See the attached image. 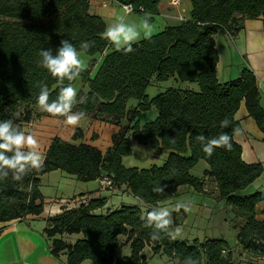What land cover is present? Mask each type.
Segmentation results:
<instances>
[{
    "label": "trees",
    "instance_id": "1",
    "mask_svg": "<svg viewBox=\"0 0 264 264\" xmlns=\"http://www.w3.org/2000/svg\"><path fill=\"white\" fill-rule=\"evenodd\" d=\"M116 1L131 4L133 12L142 19L148 15L151 21L160 0ZM189 1L188 19L168 25L151 38L139 39L132 45L134 51L127 53L117 51L103 38L105 22L89 12L88 0H0V121L11 119L22 131V126L34 118L50 115L36 106L41 86L48 87L50 100H54L60 87L75 80L59 84L39 66V52L51 48L55 54L60 41L67 39L77 50L82 41L94 42L85 52L91 56V64L79 75L87 89L77 93L72 111L115 124L122 119L126 122L111 133L110 145L104 151L53 136L43 154L42 168L31 170L22 181L13 180L11 173L0 180L2 224L40 214V175L61 169L84 181L106 177L110 180L107 188L123 187L145 207L122 204L101 211L105 197H96L49 216L43 231L50 252L65 254L66 264H81L86 259L101 264H149L142 253L146 244L153 252L173 259L174 264H185L189 257L196 264H240L239 254L252 261L264 257V192L246 191L261 174L263 164L242 159V148L232 132L233 127L241 128L235 112L243 102L264 133V108L256 76L247 67L236 78L218 80L214 41L216 33L237 31L244 18L264 19V0ZM107 49L90 77L94 56ZM171 76L179 81L195 79L198 88L167 87L151 97L146 94L152 79ZM131 97L137 102L127 107ZM82 98H87L85 103L80 102ZM151 107H155L156 117L139 124V113ZM225 118L231 122L228 128L221 127ZM222 132L232 137L231 148H217L209 157L196 136L211 139ZM82 135L81 128L76 127L72 136ZM132 139L149 144L157 152L166 149L164 162L144 168L124 166L121 158L131 153ZM200 159L208 167L202 176H195L190 168ZM205 178L215 182L218 197L224 199L234 217H240L235 233L237 251L221 237L190 241L162 232L159 239H153L152 228L145 226L146 213L169 199L182 184L206 193ZM159 185H167L164 192L153 190ZM260 203L263 205L258 209ZM173 214V223L179 224L183 208L173 210ZM74 233L81 237L73 243L62 238ZM120 235H125L130 253L116 257Z\"/></svg>",
    "mask_w": 264,
    "mask_h": 264
},
{
    "label": "crops",
    "instance_id": "2",
    "mask_svg": "<svg viewBox=\"0 0 264 264\" xmlns=\"http://www.w3.org/2000/svg\"><path fill=\"white\" fill-rule=\"evenodd\" d=\"M172 1L173 0H160L159 1L158 12L151 16L152 17L151 24L156 22V26H154V24L152 25L153 26L152 35L163 30L168 25H176L180 23L181 20L188 19L190 17L191 6H190L189 0H178L177 3H173ZM88 2H89V5H88L89 12L93 14H97L102 17V19L105 22V29L108 25L117 22L121 16H123L124 22L128 24L139 25L142 21L139 18L135 17V15H130L131 13L138 14L136 12L132 11L130 14H126L121 4L117 2L116 0H88ZM187 6H189V16L185 14ZM242 23L245 28L249 27L251 29V32H250L251 36L257 35V31L256 29L253 28V26L262 25L264 29V20H262V18L260 17L255 18V19L251 18V20L244 19ZM260 35H263V33H261ZM248 36L249 34L247 32V28L244 31V33L242 30H238L236 32L235 38L232 40L226 35V32H223L221 34L216 33L214 35L215 47L218 52V61L216 63V76L220 82H224L238 75L239 69L233 65L232 61L236 60V58L239 57V53H240L239 46L242 47L243 43H245L246 45L245 49L248 55V58L245 63H247L248 65L247 68L250 69L256 76L257 87H258L259 94H260L259 101H260L261 106L264 108V61L261 64H257L260 59L259 53L263 52L264 48L261 49V52H257L256 50H250V48L247 46ZM108 51L109 49L105 50L102 54H100L97 57L96 61L94 62L91 68V71L95 68L96 63L100 59H102V56L106 54ZM249 51L251 55H249ZM99 63H97L98 66H99ZM169 78H172L173 82L175 83L178 82V83L175 85L174 84L168 85L164 87L163 89L158 90L157 93H159L160 91L164 90L167 87H181V88H190V89L198 88V85L195 79H191L187 81H194L197 85V88H195L194 85L188 84V83H184L183 85V82H187V81H179L174 76H171ZM152 81L157 82L161 80L152 79L149 85L152 83ZM79 83H80L79 91H85L87 89L86 85H84L81 81ZM134 100H135L134 102L132 101L129 102V99H128L127 107L134 106L137 102L136 99ZM156 114H157V111H156ZM138 116H137V119H138ZM235 117L239 120L241 129H242L241 134L234 135V140L237 143H239L242 148V153H241L242 159L247 163L261 162L263 164V170L261 174L252 181L251 186L254 188V190H259V191L264 192V133L259 129L253 117L248 114L243 102H241L238 109L236 110ZM49 118H52V117L51 116H47V117L41 116V118H39L38 120H35L34 123L41 122L42 126H46L48 124L50 125L51 123L52 130L57 129V132L55 131L56 134L61 133L60 132L61 124L66 121L65 117L61 120H58L59 118H56V119L53 118L50 120ZM91 120L92 119L86 115V118L82 119L77 126H72V127L81 128L82 134L85 135V138H83L82 141H79V140L74 141L75 143H79V142L88 143L86 136L90 132H92L93 136L97 135L93 129L94 121L91 122ZM54 123L56 124L55 126H53ZM125 123L126 122L124 119L120 121V124L122 125ZM84 128L86 129L85 132L83 131ZM114 131H116V129L113 127L109 131V138L108 140L106 139L107 142H109L108 145H110L111 133ZM56 134H51V132L49 133L51 138L53 136H56ZM200 160H203V159H200ZM200 160H198V162ZM206 164L207 163H204L203 165L204 168L200 174L193 173L191 171L192 167L190 168V173L195 176H202L203 171L208 167V165ZM57 176L60 179L68 178L69 180L66 179L68 181H65L63 184H61V182L57 180H55L54 182H51V184L53 185V188H52V191H48V189H46L45 186L49 184V181L51 180L52 177H57ZM205 179L209 180L208 182H210L209 186L206 183L204 184V191H206V193H202L199 191L198 192L201 193L202 195H207L211 197L212 198L211 201H213V198L215 200H219L220 198L218 197L217 191L215 190V182L207 178ZM39 189H40V192L44 200L50 199L49 203L44 204L45 209L43 205V210L40 214H37V215L28 214L24 216V218L22 219L13 220L6 224L4 223L2 225L0 224V237L1 235L3 236V240L5 244V247H2V245H0V247L3 248L0 251L1 252L0 255L3 260L7 259L9 255V252L7 250L9 246L7 245L14 244L13 247H15V250H16L15 255H16L17 261L15 263L13 261L10 262L12 264L13 263L14 264H66L65 254L60 253L57 256L51 254L50 242L48 238L45 236L43 229L46 226V222H47L46 219L51 215L62 212L64 208L67 207L65 206L67 202L69 203L71 202V204H73L71 207H75V205L76 206L78 205L77 204L78 200L87 201L90 198L105 197V204L102 207V209H100L101 211L105 210L106 208H115L117 206H120L122 205L124 201H127V203H132L131 205H136L140 203L144 206V204L140 201L138 197L133 196L130 192L124 190L123 187L114 188V189L107 188V186L104 184L103 178H96V179L84 181V180L78 179L76 175L69 174L66 171L61 170V169H54L46 173H43L39 178ZM190 189L194 191L192 187H190ZM104 190H109L110 193L108 195H105L107 192H105ZM52 198L53 199H58V198L66 199V204L64 205L62 202H59L58 204L57 203L53 204V202H51ZM160 203L158 204V207L161 206ZM262 205L263 204L260 203L258 205V209H260ZM185 206L188 208V210L186 211L184 207H181L183 208V215L178 218L181 224L184 223V218L187 215V213H192L196 217H202L206 221H209L212 218V215H211L213 213L212 207L215 206V204H212L210 206H206L202 204H194V205L190 204V205H185ZM172 213L173 211L171 212V218H172V224H174L173 223L174 214ZM239 218L240 217L233 216L231 219L232 220L231 227L233 228L231 236L234 238L232 239L234 241L233 248H235V250L237 249L236 238H235L236 225H239L241 223ZM225 220H227V218H221V217L218 218L217 224L219 228L220 227L222 228L221 232H212V234L210 235L207 234V232H204L202 234V237L197 232L190 234L191 236H187L183 238H179L174 235H171V236H173L174 238L187 239L190 241L195 238L198 240H204L210 237H221L227 240L226 238L227 236H225V234H223L222 232L223 225H224L222 221H225ZM9 233H12V235H8ZM216 233H220V234H216ZM74 234H77L76 238H72L73 234H63L62 238L66 242L73 243L76 239L81 237L80 233H74ZM125 238H126L125 235L119 236L120 245L118 247V248H124L125 253L121 256H118L116 253V257H122L130 253L129 245L127 243H124ZM145 246H149L151 249L150 257L157 256L159 258L160 262L158 264H174V260L168 257L167 255L161 252L159 253L153 252L150 245L146 244ZM143 249H142V253H143ZM146 259H147V262L151 264L148 256H146ZM254 260L255 261L257 260L258 263L264 262V257H257V258H254ZM5 261L6 262H1V264H8L7 260ZM81 264H88V263H86V261H82Z\"/></svg>",
    "mask_w": 264,
    "mask_h": 264
},
{
    "label": "clouds",
    "instance_id": "3",
    "mask_svg": "<svg viewBox=\"0 0 264 264\" xmlns=\"http://www.w3.org/2000/svg\"><path fill=\"white\" fill-rule=\"evenodd\" d=\"M132 10V5L124 6L126 14H130ZM152 33L153 26L148 15H145L139 25L125 23L121 16L117 22L106 27L103 38L117 51L130 53L134 51L132 45L141 36L151 38ZM93 45V41H82L80 50L87 52ZM39 57V66L46 69L50 76L61 85L65 81H74L86 67L80 58V51L67 39L60 41V46L55 50V54L51 48L42 49L39 52ZM76 97V88L64 86L59 88L56 98L50 100L48 87L42 85L36 98V106L52 116L65 117L66 123L70 126H77L82 119L86 118V113L72 111L77 102ZM86 99L82 98L80 102L85 103ZM230 123V120L225 118L221 121V127L228 128ZM232 132L234 135H239L242 133V129L233 127ZM195 139L202 145L203 152L209 157L217 148L230 149L232 146V137L226 132L211 139L200 134ZM37 148V140L21 131L20 127L11 119L0 121V180L6 179L11 173L13 180L22 181L31 170L42 168L45 156ZM166 188L167 185H159L153 190L162 193ZM181 207L188 210L183 204H178L174 210L178 211ZM171 224V211L167 207H153L146 213L145 226L152 228L153 239H159L162 232L173 235L170 232ZM185 264H196V262L189 257Z\"/></svg>",
    "mask_w": 264,
    "mask_h": 264
},
{
    "label": "rangeland",
    "instance_id": "4",
    "mask_svg": "<svg viewBox=\"0 0 264 264\" xmlns=\"http://www.w3.org/2000/svg\"><path fill=\"white\" fill-rule=\"evenodd\" d=\"M186 15L189 16V6L186 7ZM130 15H135V17L139 18L140 20H142V18L140 17V15L138 14H130ZM137 15V16H136ZM244 19H250L251 18H244ZM243 19V20H244ZM255 19V18H252ZM264 20V19H262ZM154 24V26H156V22L152 23V25ZM247 28V32L249 34L248 38H247V46L250 48V50H256L257 52H261V49L264 48V29L262 27V25H258V26H253L254 29H256L257 31V35L255 36H251L250 32L251 29L249 27ZM246 28L243 26V23L241 25V27L238 30H242L243 33L246 30ZM237 30V31H238ZM231 32L228 33L226 32V35L232 40L235 38L236 36V32ZM222 32H219V34H221ZM261 33H263V35H260ZM143 36H141L142 38ZM240 53H239V57L236 58V60H233V65L235 67H237L239 69V73L237 76H235L234 78L238 77L241 70L244 67H248L246 60L248 58V55L246 53V45L245 43H243V46L240 47ZM80 51V50H78ZM249 55H251L250 51H249ZM99 55H95L94 57L97 59ZM260 59L258 61L257 64H261L264 61V50L263 52L259 53ZM80 58L84 61L86 67L88 66V64H91V56L86 54L83 51H80ZM101 60V59H100ZM100 60L97 62L99 63ZM95 61V60H94ZM96 63L95 68L91 71L90 76L92 77L97 69L98 64ZM233 79V78H232ZM80 77L78 76L75 80V82L71 83L69 86H72L74 88L77 89V93L80 90L79 89V85H80ZM178 83V82H177ZM175 82H173L172 78H168L167 80H161V81H157L154 82L152 81V83L150 85H148V87L146 88V94H148L149 96L154 95L155 93L158 92V90L163 89L164 87L171 85V84H177ZM184 83H188V84H192L194 85L195 88H197V85L194 81H187V82H183ZM84 90V89H83ZM134 102V98H129V102ZM156 115V109L154 107H151L147 110L141 111L139 116H138V122L139 124H142L146 121H150L152 119H154ZM47 116H51L52 118H49L50 120L53 118H59L58 120L63 119L64 117L61 116H52V115H44L42 117H47ZM41 117L38 118H34L32 121L24 124L22 126V131L26 134V135H31L33 136L36 140H37V144H38V148L37 150L39 152H41L42 154L45 152V149L47 147V145L49 144V141L51 139V136L49 135V133L51 132V134H56L57 129H53L52 130V126L51 123L50 125H46V126H42L41 122H35V120H38ZM92 120L91 122H93V129L96 132L97 135H92V132L88 133V135L86 136V139L88 140L89 144L92 145H96L99 148H101L102 151H104L107 147V145L109 144V142H107L108 138H109V131L111 130V128H115L116 130L118 129L120 125L119 124H115L113 122L107 121V120H103V119H99V118H92L90 117ZM56 124L54 123L53 126H55ZM124 125V124H123ZM76 127H72L70 125H68L65 122H63L61 124V129L59 134H56V136H61L62 138H65L67 140L70 141H82L83 138H85V135H82V137L79 138H73V130ZM85 128L83 129V131L85 132ZM56 131V132H55ZM107 139V140H106ZM167 154V150L166 149H162L159 152H157L156 150H154L149 144H142V143H138L136 140L132 139L131 141V153L127 154V155H123L122 156V163L124 166H137V167H149L152 164H156V165H161L164 160H165V156ZM204 163H206L203 160H200L197 164H195L192 168L191 171L195 174H200L203 170V165ZM207 165V164H206ZM42 175V174H41ZM40 175V176H41ZM68 178H58L57 177H52L51 180L49 181V184L45 186L46 189H48V191H52L53 185L51 184V182H54L55 180L61 182V184H63ZM209 180H206L205 183L208 184ZM44 188V186H43ZM61 188V187H60ZM105 192H107L105 195H108L110 192L109 190H104ZM247 192H253L254 188L251 186V184L247 187ZM212 198L207 196V195H202L201 193H199L196 190H191L189 185L186 184H182L180 185L177 190L174 192V194L167 200H164L160 203V207H167L169 208V210L172 212L173 209L176 208V206L178 204H183V205H194V204H202V205H206V206H210L212 204H215V206L212 207L213 209V213L212 218L209 221H206L204 218L202 217H196L195 215H193L192 213H187V215L184 218V223L183 224H171L170 225V232L173 233L174 236L179 237V238H183V237H187V236H191L190 234H193L195 232L199 233L200 236L202 237V234L204 232H207V234H212V232H221V227H218L217 221L218 218H227V220L222 221L223 225V234H225V236H227V240L228 243L233 246L234 241H233V237L231 236L232 230L233 228L231 227L232 223H231V219L234 216L233 211L228 207V205H226L224 199H219V200H215L213 198V201H211ZM50 199L44 200L43 199V205L45 203H49ZM82 201V200H81ZM81 201H77V204H79ZM51 202L54 203H59L62 202L64 205L66 204V199H51ZM182 202V203H181ZM122 204H126V205H131L132 203H127V201H124ZM73 204H71V202H67V204L65 206L64 209L70 208ZM138 206H140L141 209H144L145 207L138 203L136 204ZM69 206V207H68ZM76 206V205H75ZM44 209H45V205H44ZM173 214V213H172ZM180 217V216H178ZM237 221V220H236ZM0 224L2 225V223L0 222ZM177 230H179L177 232ZM216 234H220V233H216ZM8 235H12V233H9ZM230 235V236H229ZM77 234H73L72 238H76ZM233 238V239H232ZM0 245H2V247H5L4 244V240H3V236L1 235L0 237ZM9 246L7 248L9 255L8 258L5 259L7 260L8 264L10 262H16V250L14 244H9L7 245ZM3 248L0 247V251ZM237 251V250H235ZM1 253V252H0ZM116 253L118 256H121L125 253V249L124 248H118L116 250ZM143 253L148 256L150 263L151 264H158L160 262L159 258L157 256L154 257H150L151 256V249L149 246H145L143 249ZM240 256V257H239ZM5 260L2 259L1 255H0V264L1 262H6ZM86 261V263L88 264H101L99 262H92L89 259L84 260ZM238 261L240 264H264V262H260L258 263L257 260L252 261L250 258H246L244 257L242 254L238 255ZM13 263V264H14ZM12 264V263H10Z\"/></svg>",
    "mask_w": 264,
    "mask_h": 264
},
{
    "label": "built area",
    "instance_id": "5",
    "mask_svg": "<svg viewBox=\"0 0 264 264\" xmlns=\"http://www.w3.org/2000/svg\"><path fill=\"white\" fill-rule=\"evenodd\" d=\"M177 1H178V0H173L172 2H173V3H177ZM125 5H129V4H121V6L123 7V9H124V6H125ZM130 5H131V4H130ZM103 181H104V184H105V185H110V180H109L108 178L104 177V178H103Z\"/></svg>",
    "mask_w": 264,
    "mask_h": 264
}]
</instances>
